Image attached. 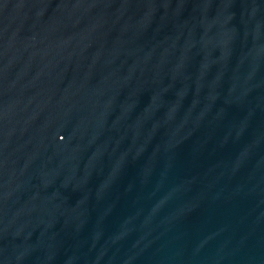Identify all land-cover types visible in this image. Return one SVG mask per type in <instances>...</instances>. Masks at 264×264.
I'll return each instance as SVG.
<instances>
[{"label": "water", "instance_id": "1", "mask_svg": "<svg viewBox=\"0 0 264 264\" xmlns=\"http://www.w3.org/2000/svg\"><path fill=\"white\" fill-rule=\"evenodd\" d=\"M0 264H264V0H0Z\"/></svg>", "mask_w": 264, "mask_h": 264}]
</instances>
